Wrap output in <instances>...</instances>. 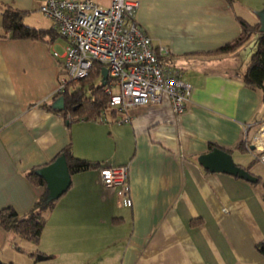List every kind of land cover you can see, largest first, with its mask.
<instances>
[{
  "label": "crops",
  "instance_id": "crops-1",
  "mask_svg": "<svg viewBox=\"0 0 264 264\" xmlns=\"http://www.w3.org/2000/svg\"><path fill=\"white\" fill-rule=\"evenodd\" d=\"M91 1L102 7L109 3ZM129 1L135 2V21L153 47L167 50L159 57L163 68L190 86L177 114L162 98L125 122L117 123L119 115L109 113L113 129L101 124L104 113L67 124L57 113L37 106L57 92L62 39L0 37V208L25 212L43 188L31 184L24 172L48 164L65 145L76 157L101 162L100 167L125 165L130 198L129 206L117 201L114 191L101 184L98 169L75 172L45 212L35 245L13 242L0 229V261L264 264V255L254 248L264 240V182L209 171L197 161L209 151L208 143L226 149L241 140L250 142L264 124L260 92L243 82L258 35L232 52L206 54L239 34L238 17L259 25L256 12L264 0ZM2 3L25 15L38 10L34 0ZM228 154L239 166L256 158L249 171L264 181L251 171L257 164L264 167L251 150ZM192 218L201 222L190 227ZM33 250L45 257L30 256Z\"/></svg>",
  "mask_w": 264,
  "mask_h": 264
},
{
  "label": "built area",
  "instance_id": "built-area-1",
  "mask_svg": "<svg viewBox=\"0 0 264 264\" xmlns=\"http://www.w3.org/2000/svg\"><path fill=\"white\" fill-rule=\"evenodd\" d=\"M39 12L52 22L53 29L63 41L61 76L57 91L65 80L87 76L93 63L106 69L104 91L108 95L107 108L119 115L117 123L125 122L149 104L162 98L177 114L183 110L190 86L176 72L166 71L159 57L165 48H155L134 18L135 2L109 0L102 7L91 0H34ZM57 56V52H52ZM114 89L112 91L111 89ZM249 144L260 162L264 163V148ZM104 187L114 191V197L125 206L130 205L125 165H105L98 168Z\"/></svg>",
  "mask_w": 264,
  "mask_h": 264
},
{
  "label": "trees",
  "instance_id": "trees-1",
  "mask_svg": "<svg viewBox=\"0 0 264 264\" xmlns=\"http://www.w3.org/2000/svg\"><path fill=\"white\" fill-rule=\"evenodd\" d=\"M228 4L232 0H226ZM26 11H21L10 7L7 4H0V37L7 35L10 39L15 40H38L50 41L56 37L57 32L51 27L35 28L27 26L22 22V17ZM240 32L231 41L222 46L207 52L206 54H225L234 51L239 46L244 44L253 32L258 30V23H249L242 18H237ZM100 69L101 65L93 63L88 71L86 77L77 80H65L62 88L54 93L48 101L41 102L37 106L44 108L52 113H57L67 124L77 122L79 120L88 121L98 119L105 111H109L110 115L115 116V112L107 108L108 95L104 91V85L100 83ZM65 72L60 73L63 76ZM264 32H259L255 40V49L249 56L244 74L243 82L245 85L255 88L260 92V100L264 103ZM58 96L63 98V108L56 110L50 106V102ZM249 140H241L232 148H221L213 143H208L207 150L214 148L220 149L226 153L231 150H238L239 152L247 151L245 145ZM60 154L63 155L67 172L69 175L86 170L98 169L101 162L91 161L79 158L73 155L70 145H65L53 157V161ZM256 158L246 164L239 166L245 172L255 177L254 182H264L257 175L252 174L249 168ZM50 161V162H51ZM49 162V163H50ZM40 166H33L24 172L25 178L33 185L41 186L43 192L30 205V207L22 213L17 212L12 206H3L0 208V229L10 236L13 242L17 239H24L33 243H37L42 227L45 223L44 214L50 211L56 199L45 202L43 197L46 194V187L44 180L35 173V170ZM264 196V192H263ZM120 220L113 218V221ZM201 222L199 218H192L188 221L190 227H194ZM255 250L264 255V240L254 244ZM36 250L30 252V256L36 255ZM0 264H11L10 262H2Z\"/></svg>",
  "mask_w": 264,
  "mask_h": 264
},
{
  "label": "water",
  "instance_id": "water-1",
  "mask_svg": "<svg viewBox=\"0 0 264 264\" xmlns=\"http://www.w3.org/2000/svg\"><path fill=\"white\" fill-rule=\"evenodd\" d=\"M259 26L258 30L264 32V7L259 9L256 12ZM106 79V69L101 67L100 69V83L104 85ZM50 106L56 110L63 108V98L62 96L54 99ZM250 148H253V145L250 144ZM197 161L201 166L208 169L209 171H218L231 175L238 176L242 179L254 182L255 177L251 176L249 173L245 172L242 168L234 164L231 160V157L228 153L214 148L208 152L201 154L197 157ZM35 173L40 176L46 187V194L43 197L44 201H50L52 199L58 198L68 187L69 185V173L67 172L64 157L62 154L57 156L50 163L39 167L35 170ZM264 200V196H263ZM36 259H42L45 256L36 254Z\"/></svg>",
  "mask_w": 264,
  "mask_h": 264
},
{
  "label": "rangeland",
  "instance_id": "rangeland-1",
  "mask_svg": "<svg viewBox=\"0 0 264 264\" xmlns=\"http://www.w3.org/2000/svg\"><path fill=\"white\" fill-rule=\"evenodd\" d=\"M22 22L25 24V25H28V26H32V27H36V28H46L48 27V24H49V20L44 17L38 10L36 11H31L29 12V14L25 15L23 18H22ZM258 35V32H254L252 33V38L254 36H257ZM112 91H114V89L112 88L111 89ZM103 118H105V120H103V118H100V122L103 126H105L106 128H114L115 125H114V121L112 120L111 116L109 115V111H105L104 112V116H102ZM102 130L104 132L105 131H108V129H104L103 127H97L96 130ZM261 131V130H259ZM252 134L251 131H249L248 133V136L250 137ZM257 168V170L255 169ZM261 171H259V170ZM251 171H257L259 174H261L262 176H264V167L260 164H257V167H253ZM22 242H29V241H26L24 239H21Z\"/></svg>",
  "mask_w": 264,
  "mask_h": 264
},
{
  "label": "bare ground",
  "instance_id": "bare-ground-1",
  "mask_svg": "<svg viewBox=\"0 0 264 264\" xmlns=\"http://www.w3.org/2000/svg\"><path fill=\"white\" fill-rule=\"evenodd\" d=\"M259 138H262L259 140ZM254 142L257 144L259 149L264 148V124L262 125L261 131L257 133L256 137L254 138Z\"/></svg>",
  "mask_w": 264,
  "mask_h": 264
}]
</instances>
